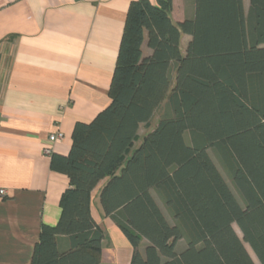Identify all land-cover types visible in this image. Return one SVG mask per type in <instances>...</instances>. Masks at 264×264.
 I'll return each mask as SVG.
<instances>
[{"label":"trees","instance_id":"obj_1","mask_svg":"<svg viewBox=\"0 0 264 264\" xmlns=\"http://www.w3.org/2000/svg\"><path fill=\"white\" fill-rule=\"evenodd\" d=\"M171 10L172 0H131L110 102L74 124L67 155L51 154L68 186L31 264L99 263L104 230L91 209L102 180L99 202L130 244L128 264H256L251 252L264 264V0L247 11L244 0H194L177 23Z\"/></svg>","mask_w":264,"mask_h":264},{"label":"crops","instance_id":"obj_2","mask_svg":"<svg viewBox=\"0 0 264 264\" xmlns=\"http://www.w3.org/2000/svg\"><path fill=\"white\" fill-rule=\"evenodd\" d=\"M130 2L0 0V264H31L41 225L60 217L68 177L51 169V154L67 155L74 124L89 123L110 102ZM193 13L194 0H172L174 23ZM190 39L181 34L180 45ZM145 126L139 139L153 129ZM57 131L62 138L50 143ZM104 182L91 209L104 230L100 261H129L130 244L100 206Z\"/></svg>","mask_w":264,"mask_h":264},{"label":"rangeland","instance_id":"obj_3","mask_svg":"<svg viewBox=\"0 0 264 264\" xmlns=\"http://www.w3.org/2000/svg\"><path fill=\"white\" fill-rule=\"evenodd\" d=\"M247 8H248V5L245 4V11H247ZM181 45H182V43H181ZM186 45H187V44H186ZM186 45H185V41H183V45L180 46V48H181L182 50H184V49H185L184 47H186ZM149 52H150V51H149V49L146 47L145 42H144V43H143V55H146V54H148ZM184 52H185V51H184ZM170 73H171V79H172V84H171V86H172V85H173V78H174V77H173V76H174V64H173V63H172L171 66H170ZM164 104H165V100H164V101L158 106V108L155 110V112H154L152 118L150 119L149 123L147 124L149 127H148V126H147V127L145 126V128H151V127L154 128V127L157 125V123H158V119H159L161 113L163 112ZM143 131H144V129L142 128L140 134H142ZM185 139H186V141H188V134H187V133L185 134ZM138 140H139V137L137 138L136 141H138ZM208 152H209L210 156L212 157L214 163L216 164V166L218 167V169H219L220 172L222 173V175H223L225 181L227 182V184L229 185V187L232 189V191L236 194V190H235L234 186L232 185L229 176L227 175V173H226V172L224 171V169L222 168V166H221V164L219 163L217 157L215 156L213 150H212V149H208ZM100 206H101V205H100ZM101 209H102V208H101ZM233 226H234V229L236 230L237 234H238L239 236H241V235H240V232H239V230H238V228H237V226H236L235 224H234ZM107 235L110 236L109 232H107ZM145 244H146V241L143 240L142 244L140 245V249H141V247H143ZM184 245H185V242H184ZM118 248H120V247H118ZM122 248H123V247H122ZM246 248L248 249V251L250 250L249 247H248L247 245H246ZM250 252H251V250H250ZM250 252H249V253H250ZM250 255L252 256V258L254 259V261L256 262V264H259L258 261L255 259V257H254V255H253L252 252L250 253ZM111 258L114 259L113 257H111ZM101 261H102V260H101ZM101 261H99L98 264H128V263H129V261L126 260V259H125V261H124V260H121V259H120V261H118V260H117V261H102V262H101Z\"/></svg>","mask_w":264,"mask_h":264},{"label":"built area","instance_id":"obj_4","mask_svg":"<svg viewBox=\"0 0 264 264\" xmlns=\"http://www.w3.org/2000/svg\"><path fill=\"white\" fill-rule=\"evenodd\" d=\"M62 133L57 131L55 133H52L48 136V141L50 143H53V142H56V141H59L61 138H62ZM44 152L49 154L51 152V149L49 147H46L44 148ZM5 193L4 189H0V196H3Z\"/></svg>","mask_w":264,"mask_h":264}]
</instances>
